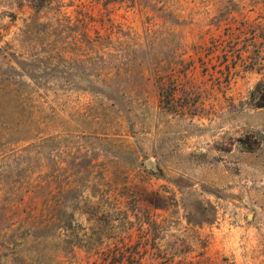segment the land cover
<instances>
[{
	"label": "rangeland",
	"instance_id": "374dc122",
	"mask_svg": "<svg viewBox=\"0 0 264 264\" xmlns=\"http://www.w3.org/2000/svg\"><path fill=\"white\" fill-rule=\"evenodd\" d=\"M261 105L264 0H0V264H264Z\"/></svg>",
	"mask_w": 264,
	"mask_h": 264
},
{
	"label": "trees",
	"instance_id": "16d2710c",
	"mask_svg": "<svg viewBox=\"0 0 264 264\" xmlns=\"http://www.w3.org/2000/svg\"><path fill=\"white\" fill-rule=\"evenodd\" d=\"M261 106H264V105H261ZM106 253V257L108 258L109 256L110 257H115V256H118V254H123V250H122V247H118V250H114V249H108L107 251H105ZM118 258H120V256H118ZM123 259H115L114 261H111L109 264H123ZM103 264H105L104 262H102ZM138 264H141V263H138Z\"/></svg>",
	"mask_w": 264,
	"mask_h": 264
},
{
	"label": "water",
	"instance_id": "95a60500",
	"mask_svg": "<svg viewBox=\"0 0 264 264\" xmlns=\"http://www.w3.org/2000/svg\"><path fill=\"white\" fill-rule=\"evenodd\" d=\"M147 164L150 166V167H154V161L153 160H148Z\"/></svg>",
	"mask_w": 264,
	"mask_h": 264
}]
</instances>
